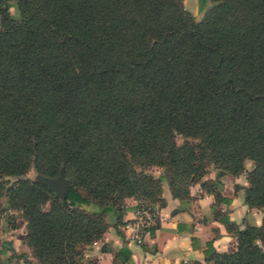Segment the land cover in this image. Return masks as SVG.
<instances>
[{
  "label": "trees",
  "instance_id": "16d2710c",
  "mask_svg": "<svg viewBox=\"0 0 264 264\" xmlns=\"http://www.w3.org/2000/svg\"><path fill=\"white\" fill-rule=\"evenodd\" d=\"M209 1L195 19L183 0H0V197L35 264H86L126 199L154 209L163 184L185 200L199 182L219 198L246 160L244 203L264 209V0ZM31 168H64L65 200ZM223 221L235 247L207 242L205 262L264 264V217Z\"/></svg>",
  "mask_w": 264,
  "mask_h": 264
},
{
  "label": "crops",
  "instance_id": "0c3cea01",
  "mask_svg": "<svg viewBox=\"0 0 264 264\" xmlns=\"http://www.w3.org/2000/svg\"><path fill=\"white\" fill-rule=\"evenodd\" d=\"M216 177L215 173L205 179ZM220 181L219 198L207 192L199 182L189 188L190 198L185 200L173 197L167 184H163L164 205L155 206L158 214L156 227L143 237L141 243L129 238L128 224L133 222L136 201L126 199L123 224L109 226L100 241L86 247L85 257L94 259L97 264H212L205 262L207 242L217 252H226L236 244L235 235L223 220L228 219L241 229L253 211L244 203L246 183H238L237 176L231 174L223 175ZM255 222L260 224V221ZM122 248L129 253L126 260L118 253ZM30 259L35 264L34 258Z\"/></svg>",
  "mask_w": 264,
  "mask_h": 264
},
{
  "label": "rangeland",
  "instance_id": "374dc122",
  "mask_svg": "<svg viewBox=\"0 0 264 264\" xmlns=\"http://www.w3.org/2000/svg\"><path fill=\"white\" fill-rule=\"evenodd\" d=\"M183 7L195 19H200L205 11L210 7L209 0H183ZM11 13L16 14L17 10L15 7L11 8ZM175 141L177 144H181L184 141L180 135H175ZM192 141V140H190ZM253 163L250 160L244 162V171L237 176L238 183H246L248 186L246 175L252 169ZM164 169L160 167H151L146 170V173L152 176H158ZM218 170L212 165L208 164L206 167V174L203 176L202 180L211 181L213 179H205L207 177L213 176L217 173ZM38 174L33 168L29 169L24 177L38 181ZM4 187L9 186L14 180L15 177H5ZM137 204V203H136ZM47 207V206H46ZM264 217V209L253 208V211L247 216V221L250 223H256L255 221H260ZM109 222H112L111 219H108ZM26 223L23 221L19 213L14 212L8 208L6 198L4 196L0 197V259L3 262L8 264H32L33 260L30 250L24 244V235L26 231ZM88 247V246H87ZM10 258V259H9ZM86 264L95 263V260L92 259L89 261V258H86Z\"/></svg>",
  "mask_w": 264,
  "mask_h": 264
},
{
  "label": "built area",
  "instance_id": "2783aa9c",
  "mask_svg": "<svg viewBox=\"0 0 264 264\" xmlns=\"http://www.w3.org/2000/svg\"><path fill=\"white\" fill-rule=\"evenodd\" d=\"M133 222L128 224L130 240L141 243L143 237L148 234L151 227L157 224L158 214L156 209H151L145 204H136Z\"/></svg>",
  "mask_w": 264,
  "mask_h": 264
},
{
  "label": "water",
  "instance_id": "95a60500",
  "mask_svg": "<svg viewBox=\"0 0 264 264\" xmlns=\"http://www.w3.org/2000/svg\"><path fill=\"white\" fill-rule=\"evenodd\" d=\"M38 181L47 184L61 200H65L68 180L65 177L64 168H61L56 177L49 178L38 176Z\"/></svg>",
  "mask_w": 264,
  "mask_h": 264
}]
</instances>
